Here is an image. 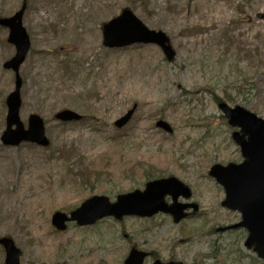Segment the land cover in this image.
Here are the masks:
<instances>
[{"label":"rangeland","instance_id":"1","mask_svg":"<svg viewBox=\"0 0 264 264\" xmlns=\"http://www.w3.org/2000/svg\"><path fill=\"white\" fill-rule=\"evenodd\" d=\"M61 1L64 7L57 0H0V18L25 3L29 49L18 70L19 116L26 128L28 116L39 115L49 140L45 147L0 140V238L13 240L19 264H124L131 247L149 253L144 264H264L244 246V230L216 231L240 215L220 205L224 190L208 175L212 164L242 160L217 103L264 118V0ZM123 8L167 35L172 60L155 44L103 45L102 25ZM80 29L92 43L89 53H77ZM8 32L0 25V135L15 82L3 66L15 54ZM63 108L82 119L57 120ZM130 109L128 122L116 127ZM159 119L172 131L155 127ZM168 176L186 184L198 204L178 223L159 212L90 226L70 222L63 231L51 224L55 211L68 214L94 195L114 202ZM4 259L0 244V264Z\"/></svg>","mask_w":264,"mask_h":264},{"label":"water","instance_id":"2","mask_svg":"<svg viewBox=\"0 0 264 264\" xmlns=\"http://www.w3.org/2000/svg\"><path fill=\"white\" fill-rule=\"evenodd\" d=\"M25 3L12 16L0 18V25L9 29L7 41L15 46V54L5 61L3 66L15 73L14 89L5 99L7 113L5 129L0 140L5 145L15 146L23 141L47 146L49 140L45 135L43 119L37 114H30L27 127L24 128L19 117L21 104V80L18 74L29 49V38L22 26V14ZM103 45L108 48H120L132 44H155L159 46L167 58L172 60L174 50L169 44L167 35L161 30L148 28L130 9L124 8L119 15L109 19L102 26ZM226 117L227 123L237 128L231 133L233 141L238 145L242 160L238 163L229 162L226 165L212 164L208 175L214 178L224 190L221 206L239 212L240 220L224 229L241 227L247 232L244 246L252 249L257 257L264 261V118L240 105L233 107L225 102L217 104ZM133 109L114 121L118 128L125 125L132 115ZM62 122L78 121L81 115L74 110L65 108L54 116ZM155 126L166 132H171V126L164 120H157ZM190 188L174 176L149 180L142 190L118 194L114 202H109L103 195H94L85 199L78 207L68 214L55 211L51 215V224L58 231H63L68 222L78 226L94 224L107 216L121 219L124 215L150 217L158 212L168 213L172 221L177 223L187 216L188 209L197 211L194 202H181L191 198ZM170 196L171 203L165 201ZM221 229V230H222ZM0 244L5 251L4 264H19L20 250L9 237H1ZM147 253L132 247L124 259V264H143ZM153 264H183L181 261L161 262L155 259Z\"/></svg>","mask_w":264,"mask_h":264},{"label":"bare ground","instance_id":"3","mask_svg":"<svg viewBox=\"0 0 264 264\" xmlns=\"http://www.w3.org/2000/svg\"><path fill=\"white\" fill-rule=\"evenodd\" d=\"M64 3H65L64 1L57 0V5L59 7H64ZM96 6H98V5H96ZM77 10H79V9H77ZM93 11H96L95 6L93 7ZM219 13H220V11H216V14H219ZM72 21L73 20L70 18L69 21H68V23H67V25H65V29L67 31H70L72 29L73 24H74V22L72 23ZM79 34H80V37H81L80 38L81 41L78 44V51H77V53L78 54H82L84 52H88V53L91 52V49H92V47H91L92 46L91 41L89 40V38L85 37V35L82 34V30L81 29L79 30ZM45 63H47L46 60H45ZM3 83H4L3 76L0 74V87L3 85Z\"/></svg>","mask_w":264,"mask_h":264},{"label":"flooded vegetation","instance_id":"4","mask_svg":"<svg viewBox=\"0 0 264 264\" xmlns=\"http://www.w3.org/2000/svg\"><path fill=\"white\" fill-rule=\"evenodd\" d=\"M233 223H235V222H233ZM233 223H230V224H226V225H224V226H220V227H217L216 228V231H219V232H224V231H231V230H237V229H239V228H236V229H222V228H225V227H227V226H229V225H231V224H233ZM222 229V230H221ZM148 256H149V253H148Z\"/></svg>","mask_w":264,"mask_h":264},{"label":"trees","instance_id":"5","mask_svg":"<svg viewBox=\"0 0 264 264\" xmlns=\"http://www.w3.org/2000/svg\"><path fill=\"white\" fill-rule=\"evenodd\" d=\"M147 178H150V176H147Z\"/></svg>","mask_w":264,"mask_h":264}]
</instances>
